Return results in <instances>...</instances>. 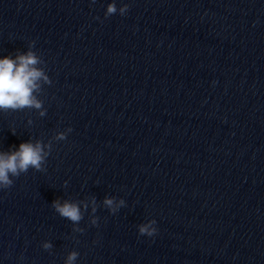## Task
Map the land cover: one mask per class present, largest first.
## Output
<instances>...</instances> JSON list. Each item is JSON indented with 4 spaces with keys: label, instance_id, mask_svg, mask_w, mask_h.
<instances>
[{
    "label": "water",
    "instance_id": "obj_1",
    "mask_svg": "<svg viewBox=\"0 0 264 264\" xmlns=\"http://www.w3.org/2000/svg\"><path fill=\"white\" fill-rule=\"evenodd\" d=\"M29 51L51 84L0 150L50 155L0 191V264H264V0H0V58Z\"/></svg>",
    "mask_w": 264,
    "mask_h": 264
},
{
    "label": "clouds",
    "instance_id": "obj_2",
    "mask_svg": "<svg viewBox=\"0 0 264 264\" xmlns=\"http://www.w3.org/2000/svg\"><path fill=\"white\" fill-rule=\"evenodd\" d=\"M95 4L96 0H92ZM130 6L124 4L118 7L115 3L107 6L105 18L119 14L125 16L129 12ZM99 19V17H97ZM39 57L33 51L26 54H20L13 59L11 56L0 58V111H19L25 108L41 109L42 103L39 101L35 93L41 87V81L51 84V80L45 75L43 70L39 69ZM41 115H45L41 112ZM73 131V129H69ZM13 135L16 132L12 131ZM59 140H66L65 134L58 135ZM48 149V150H46ZM50 155V146L44 145L42 142H24L17 147L13 145L8 151L0 150V191H4L13 186L11 177L19 176L21 173H27L30 169L43 171L47 158ZM96 201H92V212L95 215L97 208ZM106 207L115 215L120 208L126 206L123 199L106 198L104 201ZM55 212L60 217L71 221L73 224H79L84 218L83 212L89 207L88 204L83 205L68 200L57 199L52 203ZM93 226H99L98 219H93ZM82 231L81 229H75ZM158 227L156 220H150L139 226V234L150 238L158 235ZM53 247L51 242L43 244L45 251ZM80 254L72 252L68 255L66 264H78Z\"/></svg>",
    "mask_w": 264,
    "mask_h": 264
}]
</instances>
